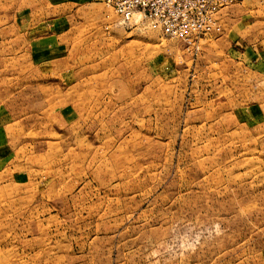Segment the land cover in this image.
<instances>
[{
	"label": "rangeland",
	"instance_id": "1",
	"mask_svg": "<svg viewBox=\"0 0 264 264\" xmlns=\"http://www.w3.org/2000/svg\"><path fill=\"white\" fill-rule=\"evenodd\" d=\"M232 5L192 52L95 1L58 73L9 76L0 264H264V0Z\"/></svg>",
	"mask_w": 264,
	"mask_h": 264
},
{
	"label": "crops",
	"instance_id": "2",
	"mask_svg": "<svg viewBox=\"0 0 264 264\" xmlns=\"http://www.w3.org/2000/svg\"><path fill=\"white\" fill-rule=\"evenodd\" d=\"M95 1L102 0H0V90L10 89L9 76L15 72L30 74L32 63L33 71L39 75L47 74L48 67L49 72L58 73L55 61L74 51L73 44L78 39L79 22L75 24V18ZM234 6L221 12V22L236 20ZM239 20L244 21L243 15ZM252 50L242 56L255 66L258 62ZM261 58L264 64V50ZM21 59L20 70L14 71L15 60ZM25 62L29 65L26 69Z\"/></svg>",
	"mask_w": 264,
	"mask_h": 264
},
{
	"label": "built area",
	"instance_id": "3",
	"mask_svg": "<svg viewBox=\"0 0 264 264\" xmlns=\"http://www.w3.org/2000/svg\"><path fill=\"white\" fill-rule=\"evenodd\" d=\"M125 20L136 14L151 18L163 34L198 52L202 40L220 32L221 12L237 0H105Z\"/></svg>",
	"mask_w": 264,
	"mask_h": 264
}]
</instances>
